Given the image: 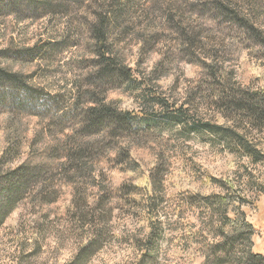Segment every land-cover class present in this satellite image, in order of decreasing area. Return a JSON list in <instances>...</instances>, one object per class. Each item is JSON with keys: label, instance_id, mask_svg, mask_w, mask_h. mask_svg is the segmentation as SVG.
Returning a JSON list of instances; mask_svg holds the SVG:
<instances>
[{"label": "clouds", "instance_id": "clouds-1", "mask_svg": "<svg viewBox=\"0 0 264 264\" xmlns=\"http://www.w3.org/2000/svg\"><path fill=\"white\" fill-rule=\"evenodd\" d=\"M0 264H264V0H0Z\"/></svg>", "mask_w": 264, "mask_h": 264}, {"label": "trees", "instance_id": "trees-1", "mask_svg": "<svg viewBox=\"0 0 264 264\" xmlns=\"http://www.w3.org/2000/svg\"><path fill=\"white\" fill-rule=\"evenodd\" d=\"M124 123H126V121Z\"/></svg>", "mask_w": 264, "mask_h": 264}]
</instances>
